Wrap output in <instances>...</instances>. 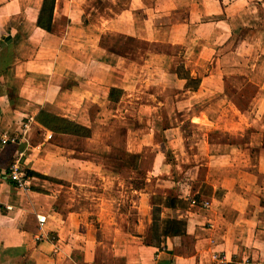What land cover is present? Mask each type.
<instances>
[{
  "label": "crops",
  "instance_id": "1",
  "mask_svg": "<svg viewBox=\"0 0 264 264\" xmlns=\"http://www.w3.org/2000/svg\"><path fill=\"white\" fill-rule=\"evenodd\" d=\"M42 3L0 0V264H264V0Z\"/></svg>",
  "mask_w": 264,
  "mask_h": 264
},
{
  "label": "trees",
  "instance_id": "2",
  "mask_svg": "<svg viewBox=\"0 0 264 264\" xmlns=\"http://www.w3.org/2000/svg\"><path fill=\"white\" fill-rule=\"evenodd\" d=\"M54 6L55 0H43L39 12L37 26L45 30L46 32L51 31ZM39 122L43 127L51 129L53 132H62L84 137L90 135V132L88 130L78 125L71 124L67 121L54 118L50 115L46 116L45 120L39 119Z\"/></svg>",
  "mask_w": 264,
  "mask_h": 264
},
{
  "label": "built area",
  "instance_id": "3",
  "mask_svg": "<svg viewBox=\"0 0 264 264\" xmlns=\"http://www.w3.org/2000/svg\"><path fill=\"white\" fill-rule=\"evenodd\" d=\"M31 120H28L25 124L21 126L20 133L18 135L4 134L0 139V145L5 147L8 145H16L20 140H24L25 136L30 128ZM10 181L18 188V189H27V174L21 167L18 162H15L10 168L9 174ZM192 204H196L195 201ZM204 208L208 207V204L205 203L203 205ZM40 225L43 224L42 221H39ZM211 264H233L224 254L215 253L211 257Z\"/></svg>",
  "mask_w": 264,
  "mask_h": 264
},
{
  "label": "rangeland",
  "instance_id": "4",
  "mask_svg": "<svg viewBox=\"0 0 264 264\" xmlns=\"http://www.w3.org/2000/svg\"><path fill=\"white\" fill-rule=\"evenodd\" d=\"M105 196L108 197L109 195L105 193ZM126 196H127V195H125V192H124L122 195L119 194L117 197H119V198H120V197H123L122 199L125 200V199H126ZM122 209L124 210V209H126V208L123 206V207H121V210H122ZM127 211H128V209H126V212H127ZM132 213H133V212H132ZM130 219H131V218H130ZM131 220H132V219H131ZM119 221H120V220H119ZM129 222H132V221H129ZM118 223H119V224L126 225L125 222H118ZM130 224H132V223H130Z\"/></svg>",
  "mask_w": 264,
  "mask_h": 264
}]
</instances>
